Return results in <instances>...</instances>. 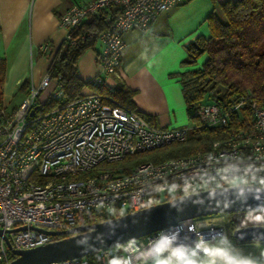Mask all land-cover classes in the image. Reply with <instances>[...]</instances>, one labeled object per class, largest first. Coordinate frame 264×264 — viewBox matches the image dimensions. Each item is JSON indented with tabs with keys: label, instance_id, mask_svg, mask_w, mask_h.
I'll list each match as a JSON object with an SVG mask.
<instances>
[{
	"label": "built area",
	"instance_id": "2783aa9c",
	"mask_svg": "<svg viewBox=\"0 0 264 264\" xmlns=\"http://www.w3.org/2000/svg\"><path fill=\"white\" fill-rule=\"evenodd\" d=\"M190 0H91L70 7L59 19L69 31L87 16L106 12V28L99 34L97 53L99 74L89 81L88 93L55 108L38 113L34 106L42 104L39 95L52 83L48 99L58 100L62 85L47 74L36 88L12 110L8 111L0 96V264L14 258L6 246V237L13 249L23 250L44 245L56 236L42 231H62L90 224L87 219L101 216L111 219L116 213L140 210L148 199L168 201L167 192L155 187L167 182L183 184L196 179L198 173L233 163L244 157L246 163L264 164V101L250 96L234 95L226 107L211 95L197 104L193 116L203 127H225L228 115L245 105L250 120L245 129H236L210 146L192 155L179 156L157 163L142 162L128 170L117 166L123 159L173 143L185 141L189 126L160 127L150 123L136 110L126 108L110 98L113 87L104 76L120 78L123 35L131 30L149 31L157 17ZM46 48L44 45L43 49ZM100 88L105 94L95 90ZM38 102V103H37ZM259 175L264 176V172ZM181 193L178 191L177 195ZM214 221L198 231L207 239L226 234L223 215L178 222L164 229L165 234L179 232L180 240L196 234L188 231L185 221ZM24 226L16 232L13 229ZM137 238L138 246L147 245L157 233ZM127 243V242H126ZM124 243V244H126ZM95 264H108L112 255H127L112 248L95 252ZM50 264H89L83 258H72Z\"/></svg>",
	"mask_w": 264,
	"mask_h": 264
},
{
	"label": "crops",
	"instance_id": "0c3cea01",
	"mask_svg": "<svg viewBox=\"0 0 264 264\" xmlns=\"http://www.w3.org/2000/svg\"><path fill=\"white\" fill-rule=\"evenodd\" d=\"M91 0H0V61L3 65V102L18 103L27 96L17 92L36 88L50 59L66 35L59 19L70 7ZM227 0H190L160 14L149 31L131 30L123 35L120 80L131 90V102L150 123L160 127L187 126L189 119L177 73L186 58V46L198 36L208 37L206 19ZM234 1V0H231ZM44 45L46 48L43 49ZM96 50H88L77 62L79 78L87 83L99 74ZM203 60L190 67L199 68ZM54 86L39 96L45 102ZM91 89L85 86L81 93Z\"/></svg>",
	"mask_w": 264,
	"mask_h": 264
},
{
	"label": "trees",
	"instance_id": "16d2710c",
	"mask_svg": "<svg viewBox=\"0 0 264 264\" xmlns=\"http://www.w3.org/2000/svg\"><path fill=\"white\" fill-rule=\"evenodd\" d=\"M106 12L98 15L87 16L79 25L69 31L70 39H63L52 55L46 74L52 79H58L61 83L62 95L58 100L47 99L37 106V112H46L48 108L68 102L81 94V90L89 85L83 82L78 75L77 62L88 50H96L99 34L106 28L104 21ZM209 35L198 36L193 42L186 46V58L182 66L188 68L177 73L185 110L189 120H195L196 125L188 132L184 142L173 143L166 147L147 151L144 153L128 156L120 165L126 170L142 163L146 154L153 155L157 150H171V156L192 155L198 151L207 149L210 144L223 138L228 132L236 129H245L250 120V112L245 105L239 111L228 115L225 127H203L193 116L197 104L208 101L211 95L216 96V102L223 107L234 95L250 96L259 102L264 101V0H227L215 9L206 19ZM199 59L203 62L199 68L191 69ZM3 65L0 61V96L1 82L3 78ZM113 92L109 93L113 102L126 108L133 109L131 102V91L119 78ZM26 85H22L23 93ZM99 93L105 94L100 88ZM61 98H63L61 100ZM38 103V102H37ZM153 157V156H151ZM163 160L152 158L150 162L157 163ZM112 215L111 218L118 217ZM126 213V212H125ZM246 212H235L225 214L230 218L226 220L228 236L231 230L238 226L239 218L235 214ZM105 217L94 216L87 219L86 223H94L105 220ZM64 236L56 237V239ZM239 243L238 241H236ZM112 249L117 252L115 247ZM89 264L96 263V254L92 253L85 257Z\"/></svg>",
	"mask_w": 264,
	"mask_h": 264
},
{
	"label": "clouds",
	"instance_id": "9594fccd",
	"mask_svg": "<svg viewBox=\"0 0 264 264\" xmlns=\"http://www.w3.org/2000/svg\"><path fill=\"white\" fill-rule=\"evenodd\" d=\"M260 172H264V164L246 163L244 157L238 156L235 162L217 168L216 175L204 171L198 173L195 180L184 179L183 184L170 185L165 182L157 185L155 191L167 192L170 196L169 204L175 206L177 199L184 200L205 191L210 197H214L217 190L227 192L229 189H239V194L243 196L245 188L254 187L255 199L259 201V193L264 191V176L259 175ZM178 191L180 195H177ZM159 204V200L150 198L143 202L140 208L150 210ZM227 207L225 204V208ZM110 212L116 215L114 208L110 209ZM118 215L123 218L125 210L121 209ZM213 222L215 221H185L188 231L195 233L197 237L192 243H188L190 238L187 236L181 241L178 231L168 235L163 230L159 231L155 238H149L144 247H139L135 238L129 239L126 244L117 243L115 249L127 255H112L108 264H264V245L259 239L253 241L259 255L245 254L226 234H214L211 239H207L198 231V227ZM112 223L114 226L116 222ZM249 227L264 228V204H258L255 208L249 207L234 232Z\"/></svg>",
	"mask_w": 264,
	"mask_h": 264
},
{
	"label": "water",
	"instance_id": "95a60500",
	"mask_svg": "<svg viewBox=\"0 0 264 264\" xmlns=\"http://www.w3.org/2000/svg\"><path fill=\"white\" fill-rule=\"evenodd\" d=\"M36 109L37 106H34L31 114ZM255 195L254 187L245 188L243 196L239 194V189H229L227 192L217 190L214 197H210L205 191L184 200L177 199L175 206H171L168 200L150 210L140 209L125 213L123 218L118 216L62 231H42L56 237H64L29 249H13L4 237L6 246L14 255V258L5 264H50L83 258L97 250L112 248L117 243L124 244L131 238L146 236L184 220L246 212L249 207L255 208L258 204H264V191L259 193V201L255 199ZM225 204L228 205L227 208ZM114 221L116 223L113 226ZM24 228H15L13 232ZM231 235L239 243L253 242L256 239L264 243V228L249 227L236 232L233 230Z\"/></svg>",
	"mask_w": 264,
	"mask_h": 264
},
{
	"label": "rangeland",
	"instance_id": "374dc122",
	"mask_svg": "<svg viewBox=\"0 0 264 264\" xmlns=\"http://www.w3.org/2000/svg\"><path fill=\"white\" fill-rule=\"evenodd\" d=\"M97 47L100 46V43L97 41ZM105 78V81L108 85H110L111 87H114L117 80L115 78H113L111 75H108V76H104ZM44 91H42L40 93V95H42ZM98 92V91H97ZM22 91H18L17 94H19V98L21 97L22 95ZM39 95V96H40ZM63 98H61L62 100ZM18 103L17 101V97H15V99H11V100H7L6 102H3V105L5 107L6 110L10 111L12 110L14 107H15V104ZM53 109L52 108H48L46 109V111H49ZM38 113H42V111H39ZM196 125V121L195 120H189V124L187 126H189L190 128L194 127ZM191 132V130L189 131ZM172 150V149H171ZM171 150H157L153 153V155H149V154H146L144 155L142 158L143 160H146V161H150L152 158H158V160H166L168 159L171 154H170V151ZM173 151V150H172ZM153 156V157H151ZM124 163H119L117 164V166H120V165H123ZM225 221H226V215L225 214H222ZM245 215V213L243 214H235L236 217L239 218V223L241 222L243 216ZM215 222H219V220H214ZM226 230H227V227H226ZM228 231V230H227ZM228 235V233H227ZM229 239L233 242L234 245H236L238 248L242 249L244 251L245 254H254V255H259V250L256 249L254 246H253V242H248V243H237L234 239H231L229 237ZM262 245H264V243H261Z\"/></svg>",
	"mask_w": 264,
	"mask_h": 264
},
{
	"label": "flooded vegetation",
	"instance_id": "af4514ba",
	"mask_svg": "<svg viewBox=\"0 0 264 264\" xmlns=\"http://www.w3.org/2000/svg\"><path fill=\"white\" fill-rule=\"evenodd\" d=\"M222 215V214H221ZM230 220V218H228V216H226V220ZM238 226H236L235 228H233L232 230H231V232L234 230V229H236ZM235 240V239H234ZM236 241V240H235Z\"/></svg>",
	"mask_w": 264,
	"mask_h": 264
},
{
	"label": "bare ground",
	"instance_id": "6f19581e",
	"mask_svg": "<svg viewBox=\"0 0 264 264\" xmlns=\"http://www.w3.org/2000/svg\"><path fill=\"white\" fill-rule=\"evenodd\" d=\"M201 222H203V221H201Z\"/></svg>",
	"mask_w": 264,
	"mask_h": 264
}]
</instances>
